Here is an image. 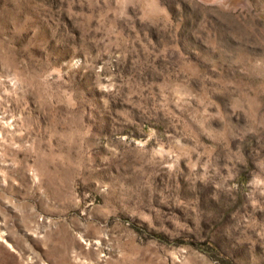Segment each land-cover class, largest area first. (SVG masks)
Wrapping results in <instances>:
<instances>
[{
    "label": "rangeland",
    "instance_id": "rangeland-1",
    "mask_svg": "<svg viewBox=\"0 0 264 264\" xmlns=\"http://www.w3.org/2000/svg\"><path fill=\"white\" fill-rule=\"evenodd\" d=\"M0 264H264V0H0Z\"/></svg>",
    "mask_w": 264,
    "mask_h": 264
}]
</instances>
